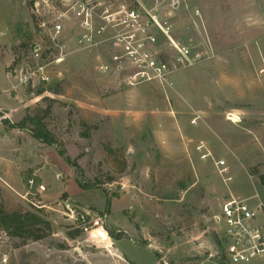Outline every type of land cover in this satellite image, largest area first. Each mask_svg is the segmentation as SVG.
I'll list each match as a JSON object with an SVG mask.
<instances>
[{"label": "rangeland", "instance_id": "1", "mask_svg": "<svg viewBox=\"0 0 264 264\" xmlns=\"http://www.w3.org/2000/svg\"><path fill=\"white\" fill-rule=\"evenodd\" d=\"M138 9L167 17L178 40L209 57L175 71L165 89L130 85V69H98L107 45L81 51L65 36L43 84L19 47L32 30L25 1L0 0V209L50 225L36 242L0 233V264H230L213 222L219 206L229 194L264 204V0ZM35 114L70 163L12 128ZM65 203L89 221L66 217Z\"/></svg>", "mask_w": 264, "mask_h": 264}, {"label": "built area", "instance_id": "2", "mask_svg": "<svg viewBox=\"0 0 264 264\" xmlns=\"http://www.w3.org/2000/svg\"><path fill=\"white\" fill-rule=\"evenodd\" d=\"M24 1L32 22V45L26 68L31 77L43 84L51 81L50 67L60 60L53 56L55 52L58 51V56L64 55L66 46L61 40L65 36L72 38L74 48L81 51L107 45L109 59L107 63H100L99 70L105 71L110 66L118 71L130 69L132 80L128 84L154 82L162 89L170 86L169 77L175 71L191 67L210 54L205 46L198 49L178 40L167 17L139 10L148 0ZM8 69L11 72L10 66ZM202 149L200 143L196 151ZM205 157L200 156L201 160ZM221 172L226 174L227 170L224 168ZM224 182H231V178ZM32 183L28 181L29 185ZM253 200L257 203H252ZM63 207L66 217L75 222L89 221V214H79L70 204L65 203ZM213 222L222 228L228 263L264 260V204L258 202L257 196L239 199L229 194Z\"/></svg>", "mask_w": 264, "mask_h": 264}, {"label": "trees", "instance_id": "3", "mask_svg": "<svg viewBox=\"0 0 264 264\" xmlns=\"http://www.w3.org/2000/svg\"><path fill=\"white\" fill-rule=\"evenodd\" d=\"M23 42L19 46L23 51L30 49V43L32 41V32L29 28L23 33ZM19 63V60H14L12 67ZM12 128H19L28 130L31 137L45 145L56 146L59 151V155L66 162L70 163V158L65 156L63 149L59 147V144L54 135L47 130L43 118L37 114L25 115L21 122ZM261 183L264 185V176H259ZM35 185H38L40 181L35 179ZM34 184V182H33ZM109 204V198L106 197L105 210H107ZM0 233L10 237L23 241H40L49 236L50 225L41 216L33 212H10L6 213L0 209ZM80 231H76L75 234L69 235V237H76ZM113 236V235H112Z\"/></svg>", "mask_w": 264, "mask_h": 264}, {"label": "crops", "instance_id": "4", "mask_svg": "<svg viewBox=\"0 0 264 264\" xmlns=\"http://www.w3.org/2000/svg\"><path fill=\"white\" fill-rule=\"evenodd\" d=\"M255 196V195H254ZM70 197V196H69ZM249 198V197H248ZM253 261H263V259H257V260H253Z\"/></svg>", "mask_w": 264, "mask_h": 264}]
</instances>
